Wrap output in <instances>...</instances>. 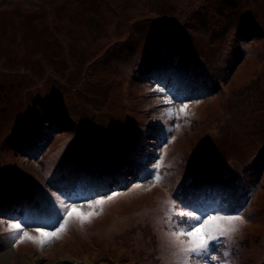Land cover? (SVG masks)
<instances>
[{"label": "rangeland", "instance_id": "obj_1", "mask_svg": "<svg viewBox=\"0 0 264 264\" xmlns=\"http://www.w3.org/2000/svg\"><path fill=\"white\" fill-rule=\"evenodd\" d=\"M155 54L173 55L178 69L202 79L199 101H185L188 115L176 119L181 105H165L156 92L153 73L168 59L154 72L142 67ZM0 74H10L0 77V178L12 181L0 189V264H143L131 256L148 252L141 230L150 232L148 242L164 264L172 219L167 202L178 190L198 187L194 215L212 214L231 202L212 190L217 184L238 188L234 203L246 219L227 259L264 264V0H0ZM168 83L180 87L174 79ZM215 84L219 90L210 96ZM58 100L66 112H53V105L63 106ZM58 114L70 131L63 144L54 143L65 131L56 125ZM86 115L100 123H92L97 143L110 135L118 136L115 149L125 145L111 161L121 173L112 172L114 182L104 190L135 179L145 163L161 179L122 191L90 223L71 220L43 248L29 241L13 247L17 234L8 217L52 230L43 212L29 207L36 190L50 191L62 207L57 183L49 187L52 177L66 183L63 174L89 167L65 166L77 130L67 124L84 125ZM44 141L51 143L38 161L22 157L21 148ZM97 143L85 149L98 156ZM18 176L25 182L15 184ZM249 184L257 192L247 197ZM77 191L66 193L68 202L80 201L78 212L92 211L86 189ZM25 230L37 235L33 227ZM228 248L219 247L218 259Z\"/></svg>", "mask_w": 264, "mask_h": 264}, {"label": "snow or ice", "instance_id": "obj_2", "mask_svg": "<svg viewBox=\"0 0 264 264\" xmlns=\"http://www.w3.org/2000/svg\"><path fill=\"white\" fill-rule=\"evenodd\" d=\"M153 78L158 85L156 92L165 97V105L174 103L181 105L176 110V119H179L181 113L188 115L186 112L188 105L185 101L195 100L198 102L199 93L205 87L200 77L178 69L175 61L172 60L165 62L157 69L153 73ZM173 79L178 82L180 87H169L168 82ZM167 110L171 111L170 108ZM196 159L197 157L194 156V161ZM155 167L158 168L159 165L157 164ZM150 179L159 181L161 177L155 171L149 170L145 163L138 170L135 179L129 181L125 177L122 182L116 184V187L102 191L97 190L94 195L86 198L87 206L92 211L78 212L80 201L68 202L64 182L58 181V178L53 176L49 187L52 183H57V187L53 191L65 200V204L58 207L49 192L37 189L34 202L29 205L30 208L43 212L48 223L52 226V230H44L40 225H24L16 217L10 215L8 219L14 222L9 224V228L17 234L12 246L15 247L29 241L43 248L53 239H60L62 233L68 230L71 220H76L81 226L90 223L95 216L102 213L103 206L122 195V191H134L141 187L144 180ZM212 187L228 194L231 201L224 208L214 209L212 214L206 212L203 216L194 215L196 202L199 199L197 193L200 189L178 190L175 197L170 198L167 202L166 217H172V219L169 220L170 227L166 232L164 246L168 249V258L164 264H230V260L227 259L231 256L230 246L234 242V236L246 223V219L243 211L234 203L239 195V190L235 185L217 184ZM2 188L3 180L0 178V189ZM26 227H33L37 235H30L25 230ZM197 233H201V235H197ZM224 244L229 245V248L223 253L224 258L218 259V249Z\"/></svg>", "mask_w": 264, "mask_h": 264}, {"label": "trees", "instance_id": "obj_3", "mask_svg": "<svg viewBox=\"0 0 264 264\" xmlns=\"http://www.w3.org/2000/svg\"><path fill=\"white\" fill-rule=\"evenodd\" d=\"M151 58H152V60L148 61ZM166 58L168 59V61L169 60L174 61L173 55L168 56L167 54H155V55H150V58L147 59V62H144V64H142V67L147 68L149 71L151 70L152 72H154L158 61H162V60L165 61ZM154 61H156V62H154ZM149 73H151V72H149ZM9 75L10 74H0V77H8ZM210 90H211L210 96H213L219 90V86L215 84L213 87H211ZM1 101H3V100H1ZM58 104L63 105L62 108L59 109V107H55V105H53V107H54L53 112H57V111L66 112L63 110L65 103L64 102L59 103V100H58L56 105H58ZM121 107H122V105H121ZM80 108H81V106H80ZM47 110H48V108H47ZM53 112H52V114H53ZM70 113H73V112H70ZM73 114L75 115V118H77L79 116V112H76ZM5 115L7 116V113ZM2 117L4 118L3 115H2ZM61 117H62V115L60 116L59 114L55 117L56 125L59 126V128L65 130L61 135L58 136L59 139L54 142V143H59V144H63L66 135H68L70 133V131L67 129L65 123L62 122ZM85 118L86 119L88 118L89 121L86 122L84 125L82 124V122L78 123V120H76V119L73 122L67 124L73 128L76 127L77 130L74 131V135L76 136V142L74 141L73 146H69V149L72 150V148H73L74 152L71 156H68L66 158L65 166L71 165V167L68 169V171L73 170V168L78 166L79 164H88L89 167H85L84 169L82 168L81 169L82 171H78V172H71V173L67 172L65 175L63 174L61 176V179L70 180L66 183L64 182V188L66 189L65 194L68 191H74V194H75L78 192L77 190L79 187H84L86 189V191L88 193V197H89V196L94 195L97 190L102 191V190H104V188L107 184L114 182V179H115L114 174L115 173H112V172H117V170H118L117 173H121V171L119 169H117V166L119 163L118 164L112 163L111 161L114 160L113 157H115L116 155H119V153H120V155L122 154V152L125 148V145L119 146L115 149L113 142L118 139V136L114 137V136H110V135L103 137L102 143H99V142L97 143L94 135H92V133H91V132H97L96 127L92 126V123H95L99 126H100V123L92 120L87 115L85 116ZM0 119H1V117H0ZM77 138L79 139V141ZM126 138L129 139V138H131V136H127ZM99 141H100V138H99ZM50 143L51 142H49V141H44V145L39 146L38 148H31L28 146L25 147L24 149L21 148V155H22V157L28 158L29 160H33V161L37 160L38 161L41 158L40 156L45 154L44 152H45V150L47 151V148L49 147ZM76 143H78V145H79V147L77 149H75V146L77 145ZM93 143H97L96 144V154H98V156H94L92 152L85 149L86 147H89L90 144H93ZM203 143L204 142H201V143H199V145H202ZM15 149L19 150L18 146H14L13 150L15 151ZM113 149H115V155L110 156V154L112 153L111 151ZM92 162H93V164H92ZM97 162H100V164L98 165ZM121 167L123 169V163H122ZM263 171H264V166L259 171L260 176H261ZM16 179H18V181H16L15 184L19 185L22 182H25L24 181L25 178L19 179V176H18ZM2 180H3V185H5L8 182H10V184L12 183V181H10V180L8 181L7 179H5V177ZM198 181H207V180L200 178V179H198ZM249 185H250V187L248 189L249 193L247 194V197H250L252 194H255L257 192V189L254 185H251V184H249ZM38 187H39V185L35 186V188H38ZM195 189H198V187H196ZM213 189L214 188H212V190ZM49 193H51V192L49 191ZM51 195H53V194L51 193ZM59 198H62V197H59ZM129 234L130 233H127V235H129ZM140 234H141L143 240L146 241V246L148 248V252H146V250H142L139 254H137L135 252L136 251L135 250V251L131 252V256L132 257L138 256L141 259L143 264H160V262H161L160 261V252L158 253L157 251H153L155 249V247L152 248L150 243L148 242V241H150V239H149L150 238V232H148L146 230H141ZM147 239H149V240H147ZM120 245L127 247L125 238H123V241L120 243ZM158 247L160 248L159 244H158ZM127 249H128V247H127ZM142 249H143V246H142ZM109 251L110 250L106 251V253L110 254ZM123 255L124 256H122L120 259H123L124 261L127 260V255H126L125 250H124ZM123 264H125V263H123Z\"/></svg>", "mask_w": 264, "mask_h": 264}, {"label": "water", "instance_id": "obj_4", "mask_svg": "<svg viewBox=\"0 0 264 264\" xmlns=\"http://www.w3.org/2000/svg\"><path fill=\"white\" fill-rule=\"evenodd\" d=\"M64 264H73V263H64Z\"/></svg>", "mask_w": 264, "mask_h": 264}]
</instances>
